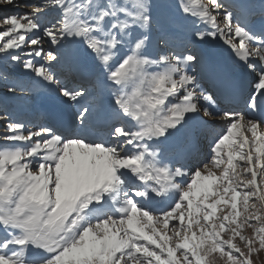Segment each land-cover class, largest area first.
I'll return each mask as SVG.
<instances>
[{"label": "snow or ice", "instance_id": "snow-or-ice-1", "mask_svg": "<svg viewBox=\"0 0 264 264\" xmlns=\"http://www.w3.org/2000/svg\"><path fill=\"white\" fill-rule=\"evenodd\" d=\"M0 83V264H264V0H0Z\"/></svg>", "mask_w": 264, "mask_h": 264}, {"label": "rangeland", "instance_id": "rangeland-1", "mask_svg": "<svg viewBox=\"0 0 264 264\" xmlns=\"http://www.w3.org/2000/svg\"><path fill=\"white\" fill-rule=\"evenodd\" d=\"M12 11H16V10L13 9ZM2 90H3V86H2V83H0V92H2ZM18 95H21V94L18 93ZM23 95L28 96L29 94L28 93H24ZM47 98L50 99L49 96H47ZM36 105H37V103L35 102V100H24V101H20L18 103L14 102L13 104H11L10 105V110L22 112L21 111V107L22 106L27 108V109H31L32 108V109H37L38 111L42 110V109L36 107ZM71 108H72V106H71ZM73 113H74V111H73ZM25 115H27V114H25ZM27 116L31 119V117L29 115H27ZM39 117H40V119H39ZM41 117L42 116H38L39 120H34V121H36V122H45V120L43 118H41ZM220 129H221L220 127L213 128V130H210L211 134L209 133V136L214 137L215 135L220 133ZM0 130H2V129H0ZM208 141L209 140H208V133H207V136L204 138V154H202L203 156H206L208 154V152H209V146H210L211 143H209ZM260 257H261V260H264V252H262L260 254Z\"/></svg>", "mask_w": 264, "mask_h": 264}, {"label": "bare ground", "instance_id": "bare-ground-1", "mask_svg": "<svg viewBox=\"0 0 264 264\" xmlns=\"http://www.w3.org/2000/svg\"><path fill=\"white\" fill-rule=\"evenodd\" d=\"M220 50L224 51L223 46L220 48ZM35 102L37 103L36 107L40 108V109H44L43 111L46 112H51L54 113L55 111L58 112V114L63 113L65 109H70L72 110V112L76 110V108H74L69 104H65L62 101H58L52 97H50V99L47 98V96L45 95H40L35 99ZM33 111H38L37 109H32ZM41 111V110H40ZM38 111V112H40ZM60 115H58L59 117ZM47 121V120H46ZM202 142V141H201Z\"/></svg>", "mask_w": 264, "mask_h": 264}]
</instances>
